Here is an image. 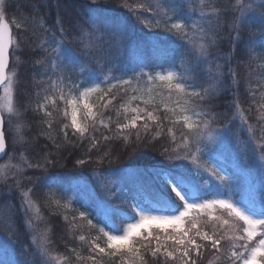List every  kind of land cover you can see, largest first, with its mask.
<instances>
[{
  "label": "snow or ice",
  "instance_id": "obj_1",
  "mask_svg": "<svg viewBox=\"0 0 264 264\" xmlns=\"http://www.w3.org/2000/svg\"><path fill=\"white\" fill-rule=\"evenodd\" d=\"M107 3L108 0H88L87 20L76 31L80 54L71 47L73 41L68 40V36L72 32L64 27L59 15L52 27L40 19L39 27L45 35L33 51L38 48L43 55L35 60V64L42 67L44 74L50 75L47 81L33 77L34 85H44L36 92L39 99L32 108L40 117L37 135L50 141L61 159L64 158L61 149L69 145L73 148L84 146L89 159L77 158L75 165L79 166L87 165L93 151L99 152L102 145H110L112 141H122L123 146L132 148L133 152L156 149L159 144V155L168 163L136 170L138 176L149 175L158 181L162 191L154 199L155 207L133 204L129 222L122 228L112 224L106 230L108 225L94 224L85 211L69 217L67 213L75 211L71 204L61 203L55 193H46L45 205L51 203L57 209H63V212L52 214L62 215L70 231L87 226L98 232L90 240L84 234L76 237L80 242L87 241L88 255H81L75 249L70 251L77 261L85 264H264V187L258 199L235 200L221 195L207 198L198 184L204 174L210 178L206 183L215 181L220 187L229 183V176L222 168L204 159L206 151H211L208 145L215 144L219 138L212 125L220 114L211 109L225 75L223 65L210 59L211 49L216 46L218 38L211 31V19L207 21L208 28L197 22L189 25L174 9L169 15L162 3L122 0L117 6L126 12L127 17L113 22L114 30L121 38H128L137 23L149 31L163 29L182 41L191 60L181 58L179 68L175 63L167 67L159 65L158 71H145L148 65L141 63L140 71L133 69L134 74L128 78L109 80L105 77L99 82H90L83 76L88 73L91 78L94 73L89 62L98 61V52L103 51V36L96 35L102 31L97 13L99 6ZM200 5L187 9L181 6V11L198 14L201 20L205 17L219 19L228 11L235 14L229 33L231 51L234 52L241 39V29L248 23L247 17L250 13L256 14L251 5L246 0H235L234 7H211L207 12L205 0H200ZM9 7L8 0H0V160L8 155L10 147L14 154L8 156V162L0 164V184L9 185L11 180L7 194L10 195L14 187L20 195L24 227L34 249L33 259L23 264H70L68 256L53 255L50 251L51 227L37 229V222L45 221V217L33 198V186L21 187L24 173L29 169L39 170L45 179L54 180L55 177L47 175L48 169L62 166L60 161L50 158L51 153L45 151V145L34 151L33 159L21 151L19 162L13 163L17 159V145L27 144L33 149L37 145L35 137L31 141L25 140L23 129L26 125L16 102L19 67L23 61L16 55L22 48V41L14 34L13 25L16 29L24 25L16 20L10 22L6 16ZM259 8L261 35L259 38L249 37V52L257 39L264 47V4ZM144 12L150 13L151 18L143 17ZM153 47L159 50L158 45ZM230 61L229 55V64ZM202 65L208 67L202 68ZM260 66L264 67V64ZM227 74L232 85H237L236 70L229 66ZM202 80L207 83H201ZM247 91L252 98L247 111L251 112L252 106L257 105V90L250 85ZM233 95L230 105L234 108L233 114L220 131L226 137L229 124L238 119L264 167V92L260 93L257 108L259 137L256 126L249 122L246 110L241 106L239 93ZM111 151L109 146L97 163H102ZM96 175L99 178L100 174ZM40 178L36 177L37 180ZM28 179L32 184L31 178ZM13 207L10 202L0 204V225H4L0 231L9 234L5 244L13 237L19 239ZM101 236L103 246L99 242ZM206 256L211 258L206 260ZM0 264L22 262L0 260Z\"/></svg>",
  "mask_w": 264,
  "mask_h": 264
},
{
  "label": "trees",
  "instance_id": "obj_2",
  "mask_svg": "<svg viewBox=\"0 0 264 264\" xmlns=\"http://www.w3.org/2000/svg\"><path fill=\"white\" fill-rule=\"evenodd\" d=\"M8 2L10 7L7 9L6 16L10 22L16 20L24 25L21 29H16L13 25L14 34L22 41V48L16 55L23 61L19 67L20 84L17 89L16 102L20 107V111L23 113L22 121L26 125L23 129L25 140L31 141L35 137V144L37 145L35 149L28 147L27 144L23 146L17 145L15 149L17 159L13 160V163L19 162L18 157L21 151H24L29 159H33L34 151H39V148L45 145H47L45 151L51 153L50 158L55 157L60 161L62 166L49 167L48 169L47 175L55 177L54 180L45 179L39 170L29 169L24 173L21 187L27 188L33 186L34 188L33 198L39 203L40 210L45 217V221L37 222V229H43L47 226L51 227L50 238L52 244L50 245V251L54 255L68 256L70 258V264H85V262L77 261L75 254L70 249L79 251L81 255H88L87 241L80 242L76 237L79 234H84L90 240L93 236L98 235V232L95 229H89L87 226L83 229L78 228L70 231L62 215L52 214L53 212H63V209H57L51 203L46 206L45 194L55 193V197L60 199L61 203H70L65 191L68 187L67 183L70 181L93 183L97 178V173L100 174V180L108 181L116 171L132 172L130 178L128 177L124 184L125 194L129 200L137 199L144 207H155L154 199L157 193L162 191L161 185L149 175L138 176L136 170L144 169L145 167L151 168L153 165L159 166L161 163L167 164L168 161L159 155V144L156 149H140L133 152L132 148L126 149L122 141H112L110 145H102L99 152L93 151L90 154V161L84 166L75 165L77 158L89 159V155L86 154L84 146L73 148L69 145L67 148L61 149L64 157L61 159L60 153L51 145L50 141L37 135L40 117L32 111V108L39 99L36 96V92L43 88L44 85H34L33 77L36 80L43 78L47 81L50 73L44 74L42 67L35 64V60L39 59L43 55V52L38 48L33 51V48H35L39 39L45 35L39 27L40 19L43 18L46 26L52 27L56 23L57 16L59 15L64 22V27L72 32V35L68 36V40L73 41L71 47L77 54H80V47L76 43L79 39L76 36V31L87 20L89 9L86 5L88 0H8ZM121 2L122 0H108L107 4H101L99 6L97 14L100 17L99 24L102 31L97 32L96 35L103 36V51L98 52V61L94 59L89 62V66L94 74L89 78V74L85 73L83 76L84 80L90 79V82L101 81L108 74H112L113 78H128L134 74V68H139L140 70L141 63L148 65L145 71H158L160 70L159 65L167 67L169 64L175 63L177 68H179L181 58L185 61L191 60V57L185 52V46L182 45V41L163 29L149 31L137 23L135 28L130 31L128 38H121L113 27V22L123 20L127 17L126 12L117 6ZM151 2L162 3L169 10V15L172 14L174 9L180 18L185 19V22L189 25L195 22L194 18L196 17L191 12H182L181 6H184L185 9L190 7L199 8L201 6L200 0H151ZM246 2L251 5L256 14L253 15L250 13L247 17L248 23L241 29V39L236 43L234 52L231 51L232 44L229 40V33L231 31L230 25L233 22L235 14L232 11H228L222 14L219 19L208 17V20L211 19V31L215 32L218 37L216 46L211 49L210 59L213 63L223 65L222 71L225 73L218 87V94L213 101L211 109L214 113L220 114L217 116L216 123L212 127L221 130L222 125L228 123V119L234 111V108L230 106L234 99L233 94L238 92L241 106L246 110L249 122L256 126V135L259 137L260 122L257 120V108L260 102V93L264 92V67L260 66L264 64V47L260 46L259 39H257L253 50L249 52L247 42L249 37L255 36L259 38L261 35L258 16L261 11L259 6L264 4V0H258L257 2H254V0H246ZM234 6L235 0H205V8H231ZM142 16L151 18V14L147 12L142 13ZM85 30L87 29L85 28ZM153 45H158L159 50L153 47ZM229 55L231 56L230 64L228 62ZM109 56L111 57L110 59L108 58ZM133 62L135 65L131 64ZM229 66L236 70L237 85H232L231 77L227 74ZM207 67V65H202V68ZM201 83L206 84L207 81L202 80ZM250 85L257 90V105L252 106L251 112H248L247 110L252 99L247 91ZM239 125L240 122L238 119L233 121L229 124L228 133H233L234 130L240 132L238 135L241 142L246 144L241 145V148L245 154H253L252 159L254 163L249 175L254 178L252 170L256 162L259 161L257 158L258 154L253 152V146L248 139L246 130L240 125L242 127L241 131ZM5 127L6 129L8 128L7 121ZM101 131L104 130L101 129ZM105 134L107 135L108 133L105 132ZM109 146L112 149L110 155L104 157L102 163H97V160L103 156L104 151ZM13 154V149L10 147L8 156ZM6 162H8V157L3 163ZM176 163L181 162L177 161ZM184 163L186 164V162ZM218 164L230 173L231 178L226 187H220L219 185L214 187L213 185L212 190L207 193V198L223 195L224 197H231L235 200L242 198L258 199L260 191L255 194H250V192H237L235 190V181L240 180V173L243 171V168L231 164L228 161ZM36 177L41 178L37 180ZM28 178H31L32 184L29 183ZM9 185H11V180L9 181ZM9 185L0 184V193H3L0 196V204L10 202L14 206L12 210L15 213V227L18 230L19 239L17 240V238L13 237L8 245L12 247L11 249H13L17 260H20L23 264L24 261H31L33 259L34 249L30 246V235L24 227L23 212L20 210L19 192L13 187L11 194H7ZM119 200L123 202V198H119ZM71 208L75 211H69L67 213L69 217L77 215L78 211H85L88 213L89 218L93 220L94 224L100 227L108 225L106 230H109L112 224L122 228L129 222V218L132 215V211H128L129 209L132 210L130 204L127 207L124 205L122 207L123 209L120 212L116 211L110 219L97 216V210L93 207L83 206L82 201L79 200L74 201ZM77 223L86 224V222L80 221H77ZM2 227L4 225H0V228ZM8 235L0 231V250L4 248L3 245H7L5 241L8 240ZM99 242L103 244L102 236ZM210 258V256H206L205 259ZM0 260H5L1 254Z\"/></svg>",
  "mask_w": 264,
  "mask_h": 264
},
{
  "label": "rangeland",
  "instance_id": "obj_3",
  "mask_svg": "<svg viewBox=\"0 0 264 264\" xmlns=\"http://www.w3.org/2000/svg\"><path fill=\"white\" fill-rule=\"evenodd\" d=\"M257 1L258 0H254V2ZM210 9V7L205 8V11H210ZM195 17V22L202 24L206 28L209 27L207 23L208 17H205L204 20H201L198 14H196ZM108 58L110 59L111 57L109 56ZM99 60L101 61L100 57ZM131 64L135 65L134 62ZM134 69L136 72L140 71L139 68ZM105 77H108L109 80H112L113 75L108 74ZM239 127L238 128L242 131V127L240 125ZM217 131L219 133V138L215 144L208 145V149L211 151H206L204 159L211 160L212 163L222 168L229 176V179L231 178L230 173L218 163L221 164L228 161L231 164L243 168V171L240 173V180L235 181V190L237 192L245 191L250 192V194H255L256 192L260 191L261 188L264 187V167L261 166L260 161H257L254 169L252 170L254 178L249 175L251 167L254 163L252 159L253 154L247 155L241 148V145L246 144L241 142V139L238 135L240 132L234 130L233 133H227V136L225 137V135H223L220 130ZM131 173L116 171L112 174L110 180L107 181L96 178L93 183L70 181L67 183L68 187L65 190L69 197V202L72 205L74 201H82L83 206L93 207L95 210H97V216L104 219H108V217H111L116 211L120 212L124 205L127 207L128 204H130V206L133 204H138L139 206L144 207L137 201V199L129 200L125 194L124 184L128 177L130 178ZM207 181H210V178L207 176V174H204L203 178L200 180V182H198L200 190L206 194L212 190L213 185L214 187L218 185L215 181L206 183ZM119 198H123V202L120 201ZM128 211L131 212L132 210L129 209ZM8 244L3 245L4 248L0 250V254L4 256L5 260H17L13 249H11L12 247ZM101 245L103 246V244ZM52 254L54 255V253Z\"/></svg>",
  "mask_w": 264,
  "mask_h": 264
},
{
  "label": "water",
  "instance_id": "obj_4",
  "mask_svg": "<svg viewBox=\"0 0 264 264\" xmlns=\"http://www.w3.org/2000/svg\"><path fill=\"white\" fill-rule=\"evenodd\" d=\"M13 32H14V31H13ZM10 66H11V63H10ZM1 91H2V90H0V92H1ZM8 153H9V150H8ZM7 156H8V155L4 156L3 159L0 160V164L6 159Z\"/></svg>",
  "mask_w": 264,
  "mask_h": 264
},
{
  "label": "bare ground",
  "instance_id": "obj_5",
  "mask_svg": "<svg viewBox=\"0 0 264 264\" xmlns=\"http://www.w3.org/2000/svg\"><path fill=\"white\" fill-rule=\"evenodd\" d=\"M5 161V160H4Z\"/></svg>",
  "mask_w": 264,
  "mask_h": 264
}]
</instances>
